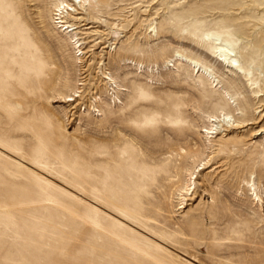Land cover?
Here are the masks:
<instances>
[{
  "label": "rangeland",
  "instance_id": "374dc122",
  "mask_svg": "<svg viewBox=\"0 0 264 264\" xmlns=\"http://www.w3.org/2000/svg\"><path fill=\"white\" fill-rule=\"evenodd\" d=\"M59 1L0 0V264H264V0Z\"/></svg>",
  "mask_w": 264,
  "mask_h": 264
},
{
  "label": "bare ground",
  "instance_id": "6f19581e",
  "mask_svg": "<svg viewBox=\"0 0 264 264\" xmlns=\"http://www.w3.org/2000/svg\"><path fill=\"white\" fill-rule=\"evenodd\" d=\"M56 3L57 4L54 6V9H53L51 14L54 17L53 19L56 21V23L57 24H61L60 27L62 29H64V31L67 32V31H74V30L77 29V27H75L74 24L69 25V22L67 21L68 16L72 20H75V21L76 20H80V18H78V16H76V15H79L78 9L76 8V5H78L80 8L84 9L87 5H89L91 3H94V0H61V1L56 2ZM52 8H53V6H52ZM99 43H101V42H99ZM219 45L220 46L218 47V51L216 52V53H218V56L220 57L218 60L219 61H224V63H226L227 60H230L231 62H235L236 60L231 59L232 58V54H234L233 50L231 49V47L228 46V45H224V44H219ZM88 52H90V51H88ZM88 52L81 53L80 55H88ZM227 63H230V62H227ZM230 65H231V67L234 66L232 63H230ZM67 101L70 102V101H75V100H73L72 98H68ZM221 116H223V120L220 119V115L219 116L212 115V116H209L208 118H209V121L212 122V123H217V122H220V121L224 122L226 118H228L226 121L229 120L228 115L221 114ZM234 123L235 122H233V125H234ZM242 124L243 123H240V122L237 123L236 122L235 127L240 129V128H243L246 125H250L252 123L248 122L245 125H242ZM212 133L213 132H211V131H207V134H212ZM262 133H264V129H260V130L256 131L254 133V135L255 136L256 135H260ZM192 179H194V178H191L190 181H192ZM193 184H194V182H193Z\"/></svg>",
  "mask_w": 264,
  "mask_h": 264
}]
</instances>
